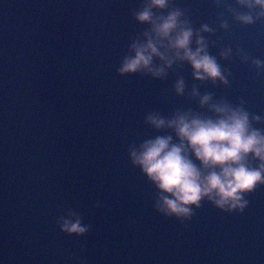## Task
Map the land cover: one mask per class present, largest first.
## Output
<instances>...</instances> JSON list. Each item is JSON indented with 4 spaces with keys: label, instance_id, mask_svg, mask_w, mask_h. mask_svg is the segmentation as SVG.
<instances>
[{
    "label": "water",
    "instance_id": "95a60500",
    "mask_svg": "<svg viewBox=\"0 0 264 264\" xmlns=\"http://www.w3.org/2000/svg\"><path fill=\"white\" fill-rule=\"evenodd\" d=\"M146 4L0 0V264H264V184L244 194L243 210L205 198L188 217L165 215L129 156L156 136L179 143L149 114L215 119L211 106L224 103L264 132V16L237 0H169L154 17L179 10L193 31L190 47L201 37L227 83L194 78L172 49L169 66L153 57L159 77L121 74L130 46L151 34L135 19ZM247 162L258 163L250 154ZM64 219L87 231H63Z\"/></svg>",
    "mask_w": 264,
    "mask_h": 264
},
{
    "label": "clouds",
    "instance_id": "9594fccd",
    "mask_svg": "<svg viewBox=\"0 0 264 264\" xmlns=\"http://www.w3.org/2000/svg\"><path fill=\"white\" fill-rule=\"evenodd\" d=\"M237 2L248 8H258L257 17L264 16V0ZM168 4L169 0H147V4L135 13L138 22L151 26V34L145 32L143 43L134 42L130 46L132 54L124 57L118 71L123 74L144 69L159 77L164 69L152 67L153 57L169 66L173 58L166 53L172 49L174 58L190 64L194 78L219 79L227 83L215 59L207 54L201 37L197 36L195 49L190 47L193 31L179 19V10L154 17L152 9H165ZM236 19L251 24L254 18L250 14H239ZM201 30L209 31V28L202 25ZM254 63L258 67L261 64L258 60ZM183 88V80H177V94L182 93ZM209 99L208 95L202 96L200 103L205 104ZM211 107L217 114L215 119L185 113L165 120L149 114L148 123L157 129L172 128L179 143H173L171 135H164L145 139L130 149L132 164L155 186L157 209L165 215L188 217L192 212L190 205L199 207L205 198L222 210H243L247 204L244 194L264 184V132L251 126L249 114L242 108L224 103ZM249 154L258 161L255 167L247 162ZM60 227L69 234L80 235L87 231V226L81 225L79 219L74 222L64 219Z\"/></svg>",
    "mask_w": 264,
    "mask_h": 264
}]
</instances>
